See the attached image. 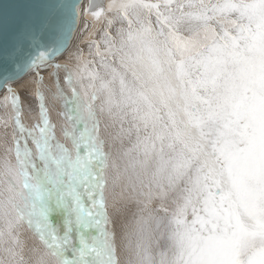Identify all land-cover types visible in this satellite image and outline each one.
<instances>
[{"label":"snow or ice","instance_id":"obj_1","mask_svg":"<svg viewBox=\"0 0 264 264\" xmlns=\"http://www.w3.org/2000/svg\"><path fill=\"white\" fill-rule=\"evenodd\" d=\"M81 5L0 0V264H264V0Z\"/></svg>","mask_w":264,"mask_h":264},{"label":"bare ground","instance_id":"obj_2","mask_svg":"<svg viewBox=\"0 0 264 264\" xmlns=\"http://www.w3.org/2000/svg\"><path fill=\"white\" fill-rule=\"evenodd\" d=\"M89 3V0H85V3L82 5L84 8ZM107 3V0H105ZM87 26V27H86ZM89 26V27H88ZM104 27V20L94 19L91 15L84 14L80 18V24L76 29L74 38L72 40V47L69 51H74L77 46L84 49L85 53H87V42L91 39H99L100 30ZM88 28V29H87ZM68 53H65L61 60L67 59ZM45 75V83L42 86L43 90L45 91V95L48 98V105L50 112H57L60 110V103L57 101L55 102V106H53V102L51 99V91L49 90L48 85L51 84V78L48 76L47 73ZM13 87L16 89L18 94L21 97L22 106L25 107L28 105L29 109L32 111L39 112V101L38 98L35 96V89H36V82H35V74L32 72H28L23 78L18 79L17 81L13 82ZM3 92H0V117H4L6 114L11 115V107L5 108L2 103ZM26 102V104H25ZM52 119L54 122L59 123L62 119L60 116L56 118L53 113H51ZM26 118L24 119V122ZM2 131V129H0ZM11 131V129H9ZM59 132V129H57Z\"/></svg>","mask_w":264,"mask_h":264},{"label":"rangeland","instance_id":"obj_3","mask_svg":"<svg viewBox=\"0 0 264 264\" xmlns=\"http://www.w3.org/2000/svg\"><path fill=\"white\" fill-rule=\"evenodd\" d=\"M89 27V26H88ZM88 29V28H87ZM25 104H26V102H25ZM27 105V104H26ZM24 109V108H23ZM50 113H53L54 114V116L56 117V118H58V115H57V112L55 113V112H50ZM38 114H39V112H37V111H31L30 109H29V107H28V105L25 107V109H24V119L26 118V121H25V123H27V124H32V123H34L37 119H38Z\"/></svg>","mask_w":264,"mask_h":264},{"label":"water","instance_id":"obj_4","mask_svg":"<svg viewBox=\"0 0 264 264\" xmlns=\"http://www.w3.org/2000/svg\"><path fill=\"white\" fill-rule=\"evenodd\" d=\"M85 3V0H82V5ZM82 5H81V7H82ZM79 24H80V22H79ZM78 28V27H77ZM75 35V34H74ZM27 73H25L24 75H22L20 78H23L25 75H26ZM19 78V79H20ZM15 81H17V80H15ZM14 82V81H13Z\"/></svg>","mask_w":264,"mask_h":264}]
</instances>
